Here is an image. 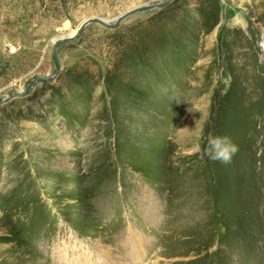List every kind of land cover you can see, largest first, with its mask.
<instances>
[{"label":"rangeland","instance_id":"obj_1","mask_svg":"<svg viewBox=\"0 0 264 264\" xmlns=\"http://www.w3.org/2000/svg\"><path fill=\"white\" fill-rule=\"evenodd\" d=\"M165 1L0 0V264H264V0Z\"/></svg>","mask_w":264,"mask_h":264},{"label":"clouds","instance_id":"obj_2","mask_svg":"<svg viewBox=\"0 0 264 264\" xmlns=\"http://www.w3.org/2000/svg\"><path fill=\"white\" fill-rule=\"evenodd\" d=\"M202 151L209 159L228 163L238 151V146L227 135L209 133Z\"/></svg>","mask_w":264,"mask_h":264},{"label":"water","instance_id":"obj_3","mask_svg":"<svg viewBox=\"0 0 264 264\" xmlns=\"http://www.w3.org/2000/svg\"><path fill=\"white\" fill-rule=\"evenodd\" d=\"M168 1H169V0H168ZM168 1H165V2L160 3V4H158V5H155V6H153V8H154V7H160V6L164 5L165 3H167ZM134 11H136V9H135ZM130 13H132V10L129 11V12H125L124 14H122L121 17H120L115 23H111L110 21H107V20L103 19L102 17H90V18H88L87 20H85V21L83 22V24H82V26H81V32H82V31H83L88 25H90V24L93 23V22H99V23H102V24L107 25V26H109V27H116V26H118V25L122 22V20H124V18H126V16H127L128 14H130ZM65 39H67V38H61V39L59 40V42L65 40ZM56 45H57V43H56ZM56 45H55V46H56ZM55 54H56V52H55ZM56 58H57V54H56ZM53 77H54V76H53ZM53 77H49V76L40 77L39 79L34 80V82H37L38 80H40V81H43V80H46V79L49 80V79H51V78H53Z\"/></svg>","mask_w":264,"mask_h":264},{"label":"bare ground","instance_id":"obj_4","mask_svg":"<svg viewBox=\"0 0 264 264\" xmlns=\"http://www.w3.org/2000/svg\"><path fill=\"white\" fill-rule=\"evenodd\" d=\"M70 34H72V33H70ZM60 37L61 36H63V35H59ZM58 36V37H59ZM262 46H263V48H264V44H262ZM69 260H67V259H64V261H63V263L62 264H69V262H68Z\"/></svg>","mask_w":264,"mask_h":264}]
</instances>
